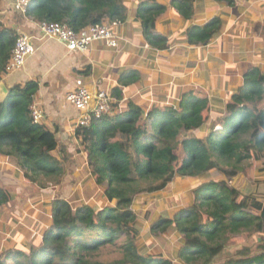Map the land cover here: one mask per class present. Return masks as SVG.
Segmentation results:
<instances>
[{"label":"trees","instance_id":"obj_1","mask_svg":"<svg viewBox=\"0 0 264 264\" xmlns=\"http://www.w3.org/2000/svg\"><path fill=\"white\" fill-rule=\"evenodd\" d=\"M195 1L173 0L172 7L189 21ZM2 2L0 80L21 35L5 27ZM125 2L30 0L27 13L20 15L34 23L54 22L80 32L108 21L126 22ZM166 10L158 0L142 1L137 10L145 41L158 50L169 42L156 30ZM221 32V21L214 19L191 28L187 41L203 45ZM139 78L132 71L120 79L112 92L114 115L93 118L88 127L76 130L93 184L104 189L99 202L88 198L73 207L57 197L49 218L25 219L31 229L24 228L22 235L29 230L25 240L31 243L21 245L20 230L12 233L11 250L0 253V264H175V259L181 264H264V252L217 262L232 238L264 224V197L245 195L232 185L240 174L255 168L264 173V74L254 69L245 76L243 87L226 102V115L219 120H213L210 99L198 89L186 93L177 107L159 106L146 113L129 101L128 111L120 112L123 88ZM38 91L39 82L28 81L10 88L0 103V159L13 160L22 179L45 190L61 184L68 172L75 173L77 161L46 124L34 123L30 107ZM219 112L223 113H214ZM186 178L200 180L192 190V205L174 219H158L144 230L135 202ZM13 199L0 185V217ZM174 233L180 235L175 259L166 258L161 250L151 251L144 243L150 236L161 239ZM8 244L0 238V249Z\"/></svg>","mask_w":264,"mask_h":264},{"label":"crops","instance_id":"obj_2","mask_svg":"<svg viewBox=\"0 0 264 264\" xmlns=\"http://www.w3.org/2000/svg\"><path fill=\"white\" fill-rule=\"evenodd\" d=\"M142 1L146 0H126L128 19L116 28L118 48L97 41L86 54L69 53L61 42L41 39L37 23L18 13L23 23H18V18L14 20V0L2 2L5 27L32 37L34 45V53L24 68L2 81L9 89L28 81L39 82L34 102L44 112L43 124L55 134L59 145L68 147L69 154L76 159L74 172L79 162H85L84 156L78 154L80 144L76 138L80 114L67 102V95L76 88L78 80H82L91 92L104 90L112 94L120 86V79L135 71L140 78L123 88V100L117 108L120 112L128 111L129 101H134L146 113L159 106L177 107L186 93L198 89L210 99L213 120H219L226 115V102L243 87L245 76L254 69L264 74V0H232V3L229 0H196L194 16L189 21L172 7L173 0H158L167 8L156 23L157 32L169 40L163 50L153 48L144 39V25L137 18ZM214 19L222 23L220 35L209 43L190 45L188 31L204 27ZM216 111L223 113L215 114ZM54 155L60 157L57 152ZM199 182L195 178L179 179L170 184L167 191L138 199L133 208L142 223L145 220L140 213L145 212L136 207L137 202L151 199L157 208V215L152 216L148 224L145 221L143 229L147 230L152 222L161 218L174 219L185 206L192 205V190ZM90 187L95 191L93 184ZM150 237L156 250L171 253V259H175L176 242L180 240L178 233L161 239Z\"/></svg>","mask_w":264,"mask_h":264},{"label":"rangeland","instance_id":"obj_3","mask_svg":"<svg viewBox=\"0 0 264 264\" xmlns=\"http://www.w3.org/2000/svg\"><path fill=\"white\" fill-rule=\"evenodd\" d=\"M14 14V20L18 18L17 22L19 23L22 21L23 23L22 18L19 17L17 13L14 12ZM1 16L2 19H4V14ZM78 154L84 156L81 147ZM85 162L81 161V163H78V167L75 171L76 174L68 172L67 177L63 179L61 184L41 190L28 180L20 177L23 173L21 174L22 171L14 166L13 160L0 159V185L8 189L14 197L9 207L4 211L5 216L2 215L0 217V238H3L5 243H9L0 249V253H5L4 250L8 251L11 248L10 245L14 242L12 233H15L16 230H20V234L22 235V233H25L24 228L31 229L28 227L30 225L28 224L30 223L29 221L28 223H24L26 218H35L41 222V217L49 218L51 216V203L57 197L67 199L73 207L76 206V203H85L84 201L88 200V198L95 202H99L101 198L100 195L104 193V189L96 183V186L93 184L90 168H88ZM252 172L254 173L251 176ZM90 184L94 185L96 188L95 191L92 190ZM232 185L245 195L255 194L264 197V173L259 172L257 168L245 174H240L233 180ZM90 191L93 192L90 193ZM145 206L147 207L144 208ZM136 207H139V209L142 208V212H145V215L140 213V216L143 217L146 224L149 223V219H151L152 216L157 215V208L151 199L147 202L144 200L140 203L137 202ZM145 221L143 222L144 226H146ZM29 230L28 233L30 232ZM27 235H22L20 244L23 246L27 243H31V240H25L28 238ZM151 241H154L152 237L145 239L144 243L148 245V249L151 251L159 252L160 250H156L154 246H151ZM262 252H264V224L259 225L255 231L250 234L232 238L225 252L217 262H233L241 257H252ZM165 256L166 258H171V253H166Z\"/></svg>","mask_w":264,"mask_h":264},{"label":"built area","instance_id":"obj_4","mask_svg":"<svg viewBox=\"0 0 264 264\" xmlns=\"http://www.w3.org/2000/svg\"><path fill=\"white\" fill-rule=\"evenodd\" d=\"M29 6L30 0H14L13 2V9L18 14L25 15ZM120 24L108 21L103 24L90 26L80 32H75L66 25L54 22H41L37 23V30L41 39H55L61 42L69 53L86 54L91 45L97 41L105 42L111 48H118L119 37L116 35V28ZM33 53V38L21 34L12 52L11 60L2 76L6 77L20 71ZM67 102L80 114L77 119L76 130L77 128L88 127L93 118L101 119L104 116L115 114V101L112 94L104 90L91 92L84 86L82 80H78L76 88L67 95ZM30 110L34 123H43L44 112L41 106L33 102Z\"/></svg>","mask_w":264,"mask_h":264},{"label":"water","instance_id":"obj_5","mask_svg":"<svg viewBox=\"0 0 264 264\" xmlns=\"http://www.w3.org/2000/svg\"><path fill=\"white\" fill-rule=\"evenodd\" d=\"M10 89L5 85V83L0 81V103L4 102L9 96Z\"/></svg>","mask_w":264,"mask_h":264}]
</instances>
